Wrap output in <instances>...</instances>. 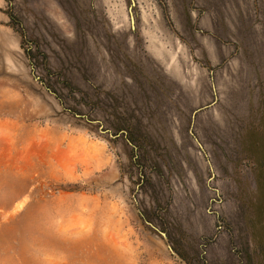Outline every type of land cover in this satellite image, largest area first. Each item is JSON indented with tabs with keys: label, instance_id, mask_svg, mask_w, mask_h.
<instances>
[{
	"label": "rangeland",
	"instance_id": "374dc122",
	"mask_svg": "<svg viewBox=\"0 0 264 264\" xmlns=\"http://www.w3.org/2000/svg\"><path fill=\"white\" fill-rule=\"evenodd\" d=\"M0 264H264V0H0Z\"/></svg>",
	"mask_w": 264,
	"mask_h": 264
},
{
	"label": "water",
	"instance_id": "95a60500",
	"mask_svg": "<svg viewBox=\"0 0 264 264\" xmlns=\"http://www.w3.org/2000/svg\"><path fill=\"white\" fill-rule=\"evenodd\" d=\"M163 235H164V236H166V234H165V233H163Z\"/></svg>",
	"mask_w": 264,
	"mask_h": 264
}]
</instances>
